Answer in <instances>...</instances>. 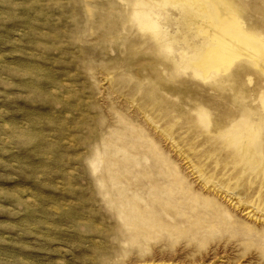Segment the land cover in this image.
Instances as JSON below:
<instances>
[{
  "label": "rangeland",
  "instance_id": "374dc122",
  "mask_svg": "<svg viewBox=\"0 0 264 264\" xmlns=\"http://www.w3.org/2000/svg\"><path fill=\"white\" fill-rule=\"evenodd\" d=\"M221 16L264 42V0H0V264H264V54L199 66Z\"/></svg>",
  "mask_w": 264,
  "mask_h": 264
},
{
  "label": "bare ground",
  "instance_id": "6f19581e",
  "mask_svg": "<svg viewBox=\"0 0 264 264\" xmlns=\"http://www.w3.org/2000/svg\"><path fill=\"white\" fill-rule=\"evenodd\" d=\"M231 21L227 20L224 16L218 17L215 30L212 34H210L212 31L209 33L212 35L210 39L216 42V46L211 43V46L203 48L204 50H202V54L200 53L198 58L199 66L205 69L213 67L219 70L225 67L227 63L231 61L234 54H236L235 52L240 49H244L243 51L250 54H264V42H261L258 36L249 32L242 30L236 31L237 28L240 27L239 21L237 20V23ZM242 50L240 52H242Z\"/></svg>",
  "mask_w": 264,
  "mask_h": 264
}]
</instances>
